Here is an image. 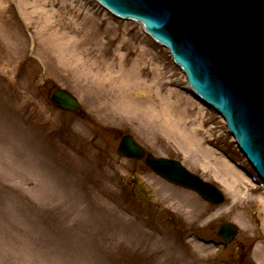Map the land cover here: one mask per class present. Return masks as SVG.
I'll list each match as a JSON object with an SVG mask.
<instances>
[{
    "label": "rangeland",
    "instance_id": "374dc122",
    "mask_svg": "<svg viewBox=\"0 0 264 264\" xmlns=\"http://www.w3.org/2000/svg\"><path fill=\"white\" fill-rule=\"evenodd\" d=\"M143 33L94 0H0V264H264V189L251 181L252 168L216 113L205 110L197 130L216 151L211 159L166 124L168 116L191 124L182 115L184 106L189 119L197 112L190 96L153 115L163 103L151 79L157 75L162 92H182L183 74ZM120 64L124 83L113 77ZM55 88L76 95L80 111L57 107ZM209 125L211 135L203 130ZM125 133L217 183L225 201L209 203L140 158L120 155L117 135ZM229 153L246 179L233 181L220 158ZM140 169L150 202L132 194L130 179ZM224 222L240 231L220 257Z\"/></svg>",
    "mask_w": 264,
    "mask_h": 264
},
{
    "label": "water",
    "instance_id": "95a60500",
    "mask_svg": "<svg viewBox=\"0 0 264 264\" xmlns=\"http://www.w3.org/2000/svg\"><path fill=\"white\" fill-rule=\"evenodd\" d=\"M103 1L120 14L143 21L171 47L199 92L225 115L264 177V0ZM52 98L64 108L79 109L77 99L66 90L56 89ZM140 149L131 135H125L119 151L135 155ZM147 161L166 179L208 200L224 199L216 186L177 160L148 155ZM219 232L232 239L238 227L227 223Z\"/></svg>",
    "mask_w": 264,
    "mask_h": 264
},
{
    "label": "bare ground",
    "instance_id": "6f19581e",
    "mask_svg": "<svg viewBox=\"0 0 264 264\" xmlns=\"http://www.w3.org/2000/svg\"><path fill=\"white\" fill-rule=\"evenodd\" d=\"M73 3V2H72ZM71 4V3H70ZM25 8L27 9V12L30 14L28 15L29 18L31 19V11L28 10L27 8V1H26V4H25ZM86 14H90L88 12H86ZM91 15V14H90ZM88 15V16H90ZM92 16V15H91ZM75 37L74 35H72L69 39L65 40V41H58L59 42V46L60 44H67V43H70L72 40H75ZM73 38V39H72ZM78 40V38H76ZM62 46V45H61ZM78 61H80V58H78ZM135 65L133 66V70H135ZM121 64H120V70H119V73L114 75L113 77H120L121 78V83H124L125 81H127L128 79L127 78H124V76L122 75V70H121ZM100 71L98 70V73ZM111 75H113V72L112 70L108 69L106 74H103V78H105L106 80L108 79H111ZM139 77V76H138ZM152 86H154V88L156 89V93L161 97V102L163 103V106H162V110L161 111H156L155 114L153 115H156L157 117H161V115H165V113H169L170 110H168V108H166V105H170L171 107H175L176 105H179L180 103L186 101L185 99V93L182 91H179L175 88H169V89H166L164 90V92H162L163 88H160L157 83H158V79H157V75L155 77H153L152 79ZM188 98V97H187ZM126 99H127V106H129L130 104V100L129 98L126 96ZM192 105L194 107L197 108V112L194 114V116L192 115L189 119V117L186 115L185 112L186 111V106H184L185 108H183V113L182 115L187 119V120H191V124H189V126H187V124L185 123L184 119L182 117H177V116H168V117H165V121H166V124L168 125V127H170V129L172 131H177L178 134H179V137L180 138H183L184 141L186 142H189L191 143L192 145H196V146H200L201 147V151L204 152V156L206 159H211L210 156H212V154H214V149L212 147H209V145H202L201 143L204 141V134L203 135H200L198 133V129H199V126H198V123H200V126L201 125V121L202 119H200V115H204V109L200 106H196L194 105V103H192ZM155 109V108H153ZM137 111V109H135ZM203 130H204V133H210L209 131V128H204L203 127ZM202 130V131H203ZM180 141V140H179ZM182 142V141H181ZM190 144V145H191ZM220 158H223L222 160L225 162V165L227 167H229V171H232L234 174H233V181H236L237 180V177L239 175L243 176V178L246 179V176L243 175L242 171H240L237 167H235L224 155L220 156ZM214 162V161H213ZM237 176V177H235ZM134 179L136 180L135 183H137V188L134 187V189L136 190V192H139L141 193L145 198H148L149 194H150V191L151 189H149L150 187L148 186V184L146 183V181L144 179L141 178V175L139 173H136L134 175ZM230 187H235V185L231 184L230 183ZM258 203L261 207V209L264 210V196L263 195H260L259 196V199H258ZM263 225H264V216H263Z\"/></svg>",
    "mask_w": 264,
    "mask_h": 264
}]
</instances>
